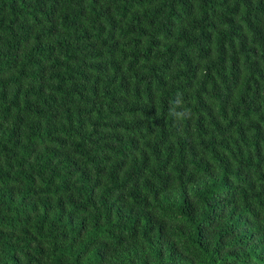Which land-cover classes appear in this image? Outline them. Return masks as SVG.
<instances>
[{"label": "trees", "instance_id": "1", "mask_svg": "<svg viewBox=\"0 0 264 264\" xmlns=\"http://www.w3.org/2000/svg\"><path fill=\"white\" fill-rule=\"evenodd\" d=\"M0 264H264V0H0Z\"/></svg>", "mask_w": 264, "mask_h": 264}]
</instances>
